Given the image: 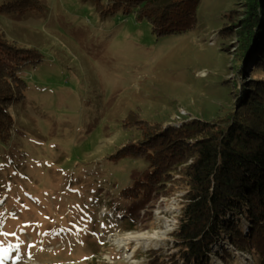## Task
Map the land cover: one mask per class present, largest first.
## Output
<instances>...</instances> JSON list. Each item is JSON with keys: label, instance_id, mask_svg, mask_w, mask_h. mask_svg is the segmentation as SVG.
Here are the masks:
<instances>
[{"label": "rangeland", "instance_id": "1", "mask_svg": "<svg viewBox=\"0 0 264 264\" xmlns=\"http://www.w3.org/2000/svg\"><path fill=\"white\" fill-rule=\"evenodd\" d=\"M246 1L199 0L193 25L166 36L112 0H28L0 13L6 39L41 55L19 71L23 97L0 143V264H184L177 176L152 183L146 199L119 195L148 171L143 148L130 143L154 123L224 119L238 85L264 77L250 63L238 74ZM122 149L141 154L114 159ZM138 231L149 246L113 241ZM229 251L228 264H256ZM209 264L226 262L214 253Z\"/></svg>", "mask_w": 264, "mask_h": 264}, {"label": "trees", "instance_id": "2", "mask_svg": "<svg viewBox=\"0 0 264 264\" xmlns=\"http://www.w3.org/2000/svg\"><path fill=\"white\" fill-rule=\"evenodd\" d=\"M198 1L112 0V5L133 12L138 21L146 19L156 36H166L193 25ZM30 4L28 0L2 3L0 13L21 11ZM244 5L245 16L238 31L242 43L235 55L238 74L243 75L250 69H246L248 63L251 68H264V0H247ZM16 45L0 30L2 144L11 137L9 107L23 97L25 82L19 71L41 59L36 49L37 53L30 50L34 48ZM130 144L143 148L148 171L133 178V184L119 195L126 200L146 199L153 191L152 183L168 184L177 176L183 205L174 237L184 264H209L214 253L228 264L233 256L229 246L247 251L256 264H264V77L238 85L235 109L224 119L194 118L167 126L154 123ZM123 150L112 157L117 160L141 154L137 149ZM243 221L248 231L242 227ZM225 238L230 245L213 251Z\"/></svg>", "mask_w": 264, "mask_h": 264}, {"label": "bare ground", "instance_id": "3", "mask_svg": "<svg viewBox=\"0 0 264 264\" xmlns=\"http://www.w3.org/2000/svg\"><path fill=\"white\" fill-rule=\"evenodd\" d=\"M144 240V246L150 245V240L147 236H145L142 232H136V233H128L126 236H116L113 241L118 247L125 246L129 241H139Z\"/></svg>", "mask_w": 264, "mask_h": 264}]
</instances>
